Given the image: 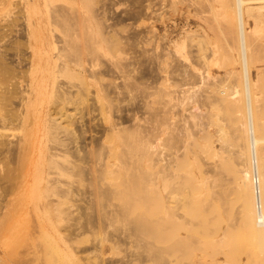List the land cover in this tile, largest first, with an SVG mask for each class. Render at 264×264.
I'll list each match as a JSON object with an SVG mask.
<instances>
[{
  "label": "bare ground",
  "instance_id": "1",
  "mask_svg": "<svg viewBox=\"0 0 264 264\" xmlns=\"http://www.w3.org/2000/svg\"><path fill=\"white\" fill-rule=\"evenodd\" d=\"M56 1L58 2L59 0H44V5L46 7L45 15L38 16L36 14V20H34L35 16H32L33 14L38 13L37 10L38 7L42 4L41 1H23L22 13L27 20V26L24 24L26 29L23 27L25 29V34L23 32V35L25 37L26 46L31 49V53L30 55H28V62H26L27 64L25 65L26 69L22 68L24 66H18L19 64L17 65V67L16 64L17 62H19V59H17V62H15V58H13L10 62L14 61L12 64H14V66L18 69L21 68V70L19 69L18 71L17 68L14 69V66H12L9 62L11 58L9 60L7 59L8 61L5 60V55L6 58H9L7 57V54L4 55V53H6L5 50L0 51V217L3 216V220L2 218L0 220H2L3 222L6 219L5 217L11 218L12 215L16 216L17 214L35 215L38 219V222H35L37 224L34 225L33 230L41 232L46 229V226H44L46 224L41 221V219L43 218L42 216H46V218H48L49 220H51L52 216L54 215L62 219H71L73 217L76 218V216L78 215L82 216L86 213L88 217L89 215L91 216L90 218H88L89 226L87 223H85L87 222V217H82L86 219V221L85 219H83L85 222L82 219L78 220L76 218V221L78 222L74 220L75 224L80 223L79 225H81L82 223H84V225L82 224L81 227L69 230V234H77L76 230H78L79 233H83V231H86L87 227L90 231V225L98 226L101 225V222L96 219L98 223L92 224L93 220L91 218L95 219L96 212L91 211V213L95 217H92L93 215L88 213V209H91V207L89 206V201H91V199L89 200V196L91 195L89 186H93V182L97 180L96 173H99L98 171H103V174L105 175L109 173L111 169H114L116 167L117 171L118 169H120L119 167H121L120 172H122L124 169L122 177L124 179V182L121 181L123 182L122 191L119 189L120 193H115L116 195L114 196H124L126 202L132 199H134L136 202L138 198L139 201L143 200V198L146 196L144 195L143 198L141 197L143 189L140 188L143 186V184H145V177L148 173H152L150 177L154 176V178H150V180L154 179L152 180L153 182L160 181H157L158 177H156L159 174L161 175H159V177L162 178V180H169V175L171 179L172 175L176 173L174 169L181 167L180 165L179 167L178 164L182 162V159L186 156V154L191 151L192 145H195L190 143H194V140L196 139L201 140L205 136L209 138V141L206 144L207 150L209 147L211 151L213 149L215 151V148L217 147H215V144L213 145V135L214 137H218L219 132L220 135L222 134V136H224V134H228L224 130L226 129V127H224L226 123H224L223 126L222 119H220L221 111H219V106L217 107L219 108V110L217 109V112L219 111L220 115L217 114V120L220 119V126L218 125V121L214 119L215 114L213 116L214 118L211 117V114H213L214 111L209 114L210 116L207 115V113L201 112V109H199L201 107L198 104L200 101L197 98L198 96L196 97V93L194 95V92H192L193 94L191 95L192 97L197 98L196 102L199 106L194 109H191L189 107L191 106V102L189 100L187 102L186 99H189L191 97V95L188 96L190 90H195L196 92L198 90H205L207 91V94L205 93V99H202L203 102L206 101L205 104L209 103L210 106H214V108L218 104H220V106H228L236 112L238 124H236L235 130L239 132V136L237 137L239 139L242 138L245 142L243 143L244 147L242 148L241 153L239 152L240 155L238 156L241 159L239 163L240 166H238L239 168H237L238 171H235L238 180L236 184L238 183L237 187L239 186L238 192L241 199V212L245 227L247 228L249 234H251V236L255 239L259 240L263 246L264 146L261 145V143L264 140V137L259 136L258 129L259 127L264 125V121H262L264 120V118H261L264 117V111H261L264 110V85L261 89H259L258 92L256 86L258 85L259 79L254 78L252 76L253 74L251 73L253 53L251 54V52L249 51L250 46L248 37L250 32L246 28L245 13L247 11H253L254 9H256L255 11L259 10L263 18L261 15L259 16H261L264 21V0H234V3L236 4V28L234 31V37L239 43V45L237 46V60L239 61V63H241L242 67L240 72L236 71V73L240 75H238V77H240L242 82H240L239 84L237 83L233 86L226 83L228 82V80L225 79L227 80L225 82L224 78L222 79V76L220 78L219 73L213 70L211 66H209L212 60H210V62L207 61L209 67H204L202 63L200 64L201 60H199V53L203 55L205 52H203V50H199V52L192 50V45L196 42L199 43L203 35L199 34L197 30L199 28H193V23L189 20L188 22H186L185 27H182V35L178 38L169 37L170 34L168 32L163 33L162 36H158L159 30L156 28L157 26H155L156 24L153 21L149 25L148 31L149 33H151L150 35L149 33H147V35L142 39L139 37L138 39L136 37L132 38L131 40L129 36L125 38L120 36L122 32H119V34L118 28L121 27H118L116 24L115 26H117V28H114L113 24H109V26L104 27L101 26V21L103 19L100 18L99 20L98 17H103L100 15H103L105 12V14H107V10L104 13L102 11L103 14H100L101 11L100 13L98 11L100 15H97L98 13L95 11L96 8H94L97 6H93L96 0H62L66 2V4H63V2L61 5H58ZM98 2L101 1L98 0ZM79 3H82V5H80ZM96 5H99V3ZM103 10L105 9L103 8ZM93 11L96 12V14ZM104 18V21L109 20L106 19L108 18V15H106ZM203 19L204 18H202L201 20ZM204 21L206 20L204 19ZM103 24H105V22ZM94 25H96L97 29ZM201 29L202 28L200 27L199 30ZM205 31L207 30H203V33H205ZM1 32L3 33V31ZM1 32L0 34H2ZM153 37H155L156 39L154 38L155 40H153ZM22 39L21 41L24 40ZM160 40H163L165 44H162ZM21 41L18 42L20 43ZM151 41L153 42L152 44H154V48L151 47L152 50L147 48V45L151 44ZM20 44L23 45L25 43L23 41ZM201 51L203 53H201ZM2 52L3 54H1ZM174 52L175 54H177L176 56L180 55L182 57V59L179 58L180 61L178 59V61L180 62L178 63V66L172 65L168 62V59L172 54H174ZM103 57L106 58L102 59ZM208 57L211 56L208 55ZM22 59L24 58H21L20 60ZM214 59L213 61H215ZM22 61H20V63ZM105 61H108V63L106 62L105 68L98 70V67L102 68V66L105 65ZM8 62L11 66L8 64ZM204 64H206V62ZM258 70V77L260 76V74L264 75V67L260 66ZM14 71H17L16 75L21 72L18 76H20L21 79L23 78V80L19 79V81H17L16 76H13L16 78V81H14V79L12 80L13 77L11 75ZM234 72V70H231L229 73L231 75ZM28 73L31 75V77L30 75H28ZM25 74L27 75V77H25ZM225 74L226 73H224V75ZM64 76L68 80L61 78ZM74 80H77L78 82L76 83ZM12 81H14L15 84ZM177 85L178 88H181L182 86L186 87L182 88L183 90L181 89L179 91L181 93H178V95L175 94V91L173 90ZM199 98L201 100V97ZM97 99L98 101L100 100L108 105V110L106 111L105 115H102L105 124L101 125L104 122L100 123L99 128L95 124V126H91V120H93L95 118L94 117L90 118V122L85 119L87 121L80 124L77 129L76 126H74L77 122V118H80L81 120L82 118L79 116L76 118V115H78V113H75L73 110H71L70 106L75 105L77 101H80V103L88 102L89 105H85V109L90 110L88 112L86 110L84 111L88 114H92V116H95L96 114L93 115V111H97V108H95L96 106L98 107V104L96 105ZM159 99H162V101H160ZM185 100L187 103H185ZM102 102H100L99 104H101ZM203 102H200V104L202 103L203 105ZM68 104L71 105L69 106ZM77 104L76 107L78 106ZM185 104H188V109H185L187 107L185 106ZM44 105H47V110L45 109ZM76 107H73L72 109L76 110ZM211 107L209 109H211ZM33 108H35L38 112H36L37 114L35 117L34 115H31L34 118L31 119L32 121L30 123H26L25 120L30 115L29 112L31 111V109L33 112ZM177 108L179 109L177 110ZM206 109V112H208V105ZM259 111H261L263 115L261 114V112L259 114ZM209 112L211 111L209 110ZM204 114H206L209 117L208 118L205 115L207 119L213 123L207 124L206 119V121L204 120V122H206V125L204 124L203 126L202 122H200L199 120L202 118L205 119V116L203 117ZM227 114L231 115V113ZM84 115L85 114L83 112L82 117ZM190 120H194L193 122L196 123V125L194 124L195 128L192 125H189ZM214 120L217 122V126H219V128L217 129L218 131L216 132L218 133L216 134L217 136H215V133H213L210 128V126H213V124L215 126L214 130L215 128H217ZM199 122L201 123L205 131H203V135L200 134L197 138L195 137V134H197L198 132L195 133L192 131L198 128L196 129V131L199 130L200 132H202L201 130H203V128L200 129L201 127L199 125ZM70 125L72 126V128L74 126V129H71ZM13 126H19V128H21V131L19 130L21 134L18 135V138L15 141H13V139L11 138H8V134L6 133V130H10V127L12 128ZM67 126L70 128H68L70 131L67 129ZM226 126H228V124ZM190 128H192V130H190ZM64 129L67 130L64 131ZM67 131H69L70 134L66 135ZM92 131H95L99 135L94 138L91 134L92 139L91 142L88 143L85 141V139L87 138V133ZM64 132L66 133L64 134L66 135V137H63L61 135ZM228 136H230V134ZM228 136L223 137L224 141L219 138V142H224L221 143V146L222 144H225V142L226 144L233 142V138H229ZM192 137H194L195 139H193ZM191 138L193 139V142H191ZM238 138L235 137V141H237ZM228 139H230V141ZM82 141H85L84 145L81 144V146H79V143H82ZM74 142L78 143L79 145L77 144V146ZM71 143H74L73 145L75 147L77 146V148H73V150V145H70ZM91 143H95V145H92ZM204 144L205 143L202 144L203 147ZM189 145H191V147H189ZM203 147H200V150L202 148V150L205 149V151H207L206 147ZM189 148L191 149L189 150ZM210 150L209 153L211 152ZM224 159L222 162L218 161L220 163L215 162L218 163V166L221 167L219 169L223 168L222 170H225L227 168H230L229 166L232 163L230 164V161L228 162L229 159H225L224 162ZM219 160H221V158ZM61 161H65V163L60 164ZM225 165H228V167L226 166L225 168ZM234 165H236L235 162L233 163V166ZM97 166L102 167L101 170L100 168L97 169ZM143 166L144 169L142 168ZM235 167L236 166H234V168ZM182 171L181 173H179L178 177H180ZM217 171L219 170L217 169ZM112 172L113 171H111L109 174H112ZM115 172H113V174H115L116 176L117 172ZM109 174H107V176ZM63 176H67L69 180H62V178H64ZM118 176L120 175H117V177ZM174 176L175 175H173L171 181L174 180ZM209 176L212 177L208 174V177ZM100 177L102 178V176ZM100 177H98V179H100L101 181H98L101 184H104L102 182L108 180H104L105 178L101 179ZM178 177L175 176V178ZM204 177L206 176L204 175ZM111 178L113 179V177ZM76 179H78L80 185H82L80 189L77 188L78 191L75 190L74 186V181ZM112 179H109L110 181L105 183H113L115 179L113 181ZM119 179L120 178H118V180ZM208 179H205V181L203 182H206ZM120 180L119 182L116 181L118 187L119 184H122L120 183ZM152 181L147 183H152ZM4 182H6L7 184H4ZM99 182L98 184H100ZM115 183H113V185ZM95 186L96 185L94 184L93 188ZM109 186L110 185H108V188ZM111 186L108 194L113 192L111 191V188L116 189L117 185H115L114 188L113 186ZM117 189L114 191H118ZM103 192L106 194L108 191L106 192V190H103ZM75 194H78L80 196V200L83 202L82 204L76 205L72 202H68V200L72 198L73 195L75 196ZM105 194L102 193V196L104 195L103 197H105ZM108 194L106 195L108 196ZM113 194L114 192L110 194V196ZM157 196L159 199L164 200V196H162V198H160L161 196L159 197L158 194ZM17 202L18 204H16ZM84 202L86 203V205ZM126 204L128 205V202ZM114 206L116 205L109 206L111 208H114L112 210L114 211V215H112L111 209L110 213L105 212V214L108 216H110L109 214H111L113 217H118L119 214H116L117 216L115 215V212L117 213L118 211H116L118 205L116 206L117 208H115ZM123 207H125V204ZM122 208L118 212L122 213L124 210H126ZM129 211L126 210V214H123L128 215ZM19 216L22 215H18V217ZM97 216L98 219H100L99 213ZM120 216L121 215H119V217ZM6 220L4 222H6ZM137 223H139L137 225V229L139 230H141V228L147 227V222L145 224V220H143L142 222L141 219H138ZM50 224H52V228L55 226L53 222ZM93 226H91V228ZM95 228L94 231L96 230ZM47 230H49V228L45 231ZM223 235L225 236V234ZM218 241H221L220 238L218 239ZM100 250H102V252L100 253L102 254L103 249ZM82 251L83 250L79 251V249L77 250L70 245H67L66 248L61 250V252H64V256L68 258L67 260L74 259L77 261V264H86L85 262L92 259L90 256L91 252L83 254ZM94 251L96 253V250ZM41 252L40 250L35 249L31 253L33 254L32 256H30L29 253L27 255L28 257L21 256L23 254H20L18 257L16 255L17 258L15 259L14 264H40L41 260L43 259V255ZM83 252L86 253V250H84ZM137 253L136 256L139 255ZM102 255L98 258V260H101V262L99 260L100 263L98 264L124 263H117L114 261L105 262L103 257L104 255ZM2 257L0 256V264H5L3 263L4 259ZM129 258L133 259L134 257ZM129 258L127 259L130 260ZM86 259L87 261L84 262V260ZM6 260L7 259H5V261ZM64 260L65 259H63V261ZM133 261L138 262V260H136L135 258L129 263L134 264ZM218 261L219 263L217 264H220L221 260L217 259V262Z\"/></svg>",
  "mask_w": 264,
  "mask_h": 264
},
{
  "label": "rangeland",
  "instance_id": "2",
  "mask_svg": "<svg viewBox=\"0 0 264 264\" xmlns=\"http://www.w3.org/2000/svg\"><path fill=\"white\" fill-rule=\"evenodd\" d=\"M23 1L24 0H0V27H1L0 30L3 31V33L6 30L4 34L0 31L2 33V34H0V51L5 50L6 53H4V55L7 54L8 55L7 57H9V58H6V55H5L6 61H8L11 58L9 60V62H10V61H12L13 58H15V62H17V59H19L18 60L19 62H17L16 66L19 64L18 66H20V67L24 66L22 68L26 69L25 65L27 64L26 62H28V55H30L31 49L28 46H26L25 37L23 35V32L25 34V29H26L25 25L27 24L26 17L23 16V13H22ZM40 1L42 4L38 7V10H37L38 13H35L32 16V17L35 16L34 20L37 19V15L38 16L45 15V12H46L44 0H40ZM96 1H95V3L96 4L99 3V5H96L94 3L93 6L94 5L97 6V7H94V8H96L95 11L97 13H98V11H99V13L101 11L100 14H103L107 10V14H105L106 12L104 13L105 15L104 14L100 15L99 13L97 14V15L103 16V17H98L99 20H100V18L103 19V20L101 19L102 24L105 22V24H103V25L101 24V26L104 27V26H109V24L110 25L113 24L114 28L115 27L117 28V26L121 27L122 31H121V28H118V33L122 32L120 36H122L123 38L129 36L131 38V40H132V38H136V37L137 38L139 37L142 39L144 36H146L147 33H149V31H148L149 25L153 21L156 24L155 26H157L156 28L159 30L158 36H162L163 33L168 32L170 34V35L168 34L169 37L178 38L179 36L182 35V33H181L182 27H185V24H186V22H188V20L191 21L193 23V28H196V27L199 29H200V27L202 28L201 30L196 28L198 30L199 34L203 35L201 37V40L199 41V43L196 42V43H193V45H192V48H193L192 50H195L197 52H199V50H203V52H205L203 55L199 53V55H200L199 60H201L200 64L202 63L204 65V67L211 66L213 70H215L219 73L220 78L222 76V79L224 78L225 82L228 80V82H226V83L230 84L231 86H233L237 83L239 84L240 82H242L240 77H238L239 74L236 73V71L240 72L242 67H241V63H239V61L237 60V57H238L237 56V53H238L237 52L238 51L237 46L239 45V43L236 40V38L234 37V31L236 28V25H235L236 24V16H235L236 4L234 3L235 2L234 0H100L101 2H98V0H96ZM63 2L64 1H62V0H59L58 2L56 1V3L58 5L59 4L61 5ZM89 2H91V1H89ZM63 4H66V2H64ZM79 4L82 5V3H79ZM90 5H89V7H90ZM39 8H40V10H39ZM94 8H93V10H94ZM103 8L105 10H103ZM41 9H42V11H41ZM255 10L256 9H254L253 11L252 10L247 11L245 13V19H246L245 22H246V28L250 32L249 37H248L249 39L247 38L248 42H249V46H250L249 51L251 52V54L253 53L252 54L253 63H251V73L253 74L252 76L254 78L259 79L258 85L256 86V88L259 92V89H261L262 86L264 85V82H263L264 75L260 74V76L258 77V75H259L258 71L260 70V69L258 70V68H260V66L264 67V59H263L264 58V23H263L264 21L262 19L263 16H262L261 12L259 10H257V11H255ZM102 11H103V13H102ZM96 12H94V13L96 14ZM106 15H108V18H106V19H109L108 21H106V20L104 21V19H105L104 17ZM196 15H197V17H196ZM259 15H261L262 18ZM202 18H204L206 21H204V19L201 20ZM24 19L26 20V23H25ZM115 24L117 26H115ZM94 26L97 29L96 25H94ZM60 28H61V26H60ZM123 28H124V30H123ZM203 30H207V31H205V33H203ZM150 34L151 33H149V35ZM22 35L24 38L22 37ZM154 38L155 37H153V40L156 39V38L155 39ZM21 39L24 41L25 44H23V45L20 44L21 42H23V41H21ZM127 39H129V38H127ZM202 40H203V42H202ZM18 41H21V42L19 43ZM209 42H212L213 44L209 43ZM17 43H19V44H17ZM152 43L153 42L151 41V44L147 45V48L150 50H152V48H154L153 47L154 44H152ZM161 43L162 44L164 43L163 40L161 41ZM16 46H18V47H16ZM214 47H216V48H214ZM3 52L1 54H3ZM203 52L201 51V53H203ZM176 55L177 54H175V52H174V54H172L170 57L171 59L170 58L168 59V62L172 65L178 66L179 65L178 63H180L179 58L182 59V57L180 55H178V56H176ZM208 55L211 57H208ZM205 56H207V57H205ZM21 58H24L22 60H26V61L20 60ZM105 58L106 57H103L102 59H105ZM212 58L213 59L215 58L214 59L215 61H213ZM178 59H179V61H178ZM210 60H212L211 61L212 63L210 62ZM20 61H22L23 63L21 62L22 63L21 64ZM207 61L210 62L209 66H208ZM261 61H262V63H261ZM9 62H8L9 65L11 63V65L14 66V64H12L14 61L10 62V63ZM106 62L108 63V61H105V65H103L104 67L101 65L102 68L98 67L97 69L101 70V69L105 68ZM205 62H206V64H204ZM102 63H104V62H102ZM0 65H1V63H0ZM17 67L14 66L13 68L15 69ZM226 67L229 69H227ZM0 69H1V67H0ZM19 69L21 70V68H19ZM19 69H18V71H19ZM229 70L235 71L233 74H231L232 76L230 75ZM257 72H258V75H257ZM19 73H21V72H19ZM19 73H18V75H19ZM224 73H226L228 75H226V74L224 75ZM16 74H17V71H14V72H12L11 76L12 77L16 76L17 81H19V79L23 80V78L21 79L20 76H18ZM28 75H30V74L28 73ZM262 75H263V77H262ZM228 76H230V77H228ZM25 77H27V75ZM30 77H31V75H30ZM16 78L13 77L12 80L14 79V81H16L15 80ZM61 78L67 79L65 76L61 77ZM225 79H227V80H225ZM14 81H12V82L15 84ZM74 81L76 83L78 82L77 80H74ZM24 83H26V82H24ZM182 88H186V87L182 86L181 88L180 87L178 88V85H177V86H175V89H173V90L175 91V94L178 95V93H181L179 91ZM198 91L196 92L195 90H193V91L190 90V92L188 93L189 94L188 96H190L191 94H193L192 92H194V95L196 93V97L198 96L197 98L199 99V101L203 102L202 99L203 98L205 99L204 94L205 93L207 94V91H205V90H202L199 92ZM196 97H192V95H191V97L189 99H186L187 102H188V100L191 102L190 103L191 106H189V107L191 109H194L200 105L201 108H199V109H201V112L207 113V115H209L210 113H212V111H214L213 114H211V117H213L215 114V118L213 117L215 120L218 119L217 114L218 115L221 114L220 116L222 118L220 117V119H222V125L224 126V123H226L224 126V127H226V129H224V130L226 131V133H228V134H224V132H223V134L225 137L230 134L231 137L230 136H228V137L233 138V142L235 143V145L233 142H230L232 145L230 143L226 144V142H225L226 145L222 144V146H221V143H224V142H222L221 140H220L221 142H219V138H221L223 140L224 136H222V134L220 135V132H219V134L216 133L218 131L217 129L220 126L219 125L220 119L217 120L219 126H217V122L214 120V123H216L215 125L217 128H215V130H214V127H215L214 124H213V126H210V125L209 126H210L212 132L215 133V136H217L216 134H218V137H214V135H213V138H212L213 145L215 144V147H217V148H215V151H214V149L211 151L209 149V147L207 150L206 144L209 141L208 137L204 136L203 137L204 139L202 138L203 140H206V141H203L202 139L201 140H199V139L194 140V143H190V144H195V145L194 146L192 145V147H191V145H189V147L192 148V149L189 148V150L191 149V151H189L191 155L187 151L188 153L182 159L184 162L182 161L178 164V166L180 165L181 167L179 166L180 168L174 169L176 173L173 172L174 173L173 175H175L177 177L179 176V173H181V171L183 170L180 177L175 178V176H174V178H173L174 180L171 181L172 177H173V175L171 174L172 175L171 179H170V175H169V177H168L169 180L164 181V180H162V178L159 177L160 174L159 175L156 174L157 176L156 175L155 176L158 177L157 181L158 180H160V181L153 182L152 180H154V179L150 180V178H154V176L150 177V175H152V173L151 174L148 173L147 176L145 174V176H146L145 180L146 181H145V184H143V186L140 189H143L141 197L143 198L144 195L146 197H144L143 200H140V201L138 198V200H136V202L134 199L127 201L128 205L126 204L127 202L125 201L126 199L124 196H121V195L120 196L117 195V197L114 196V195H116L115 193H118V194L120 193L119 189L121 191L123 189L124 179L122 177H123L124 169L122 172H120L121 167H119L120 169H118V171L116 170L117 167L114 169H111V171L117 172L116 176H115V174H113V172H112V174H109L111 171L109 173H107V174H109L108 176H107V174L104 175L103 171L102 172L98 171L99 173H96L97 172L96 171L95 173L97 175V180H96L97 183L95 181L92 184L93 186H94V184L96 186L94 188H93V186H89L90 194H91L89 196V200L91 199V201H89L90 202L89 206L91 207V209L90 208H89L90 210L88 209V213L92 214L91 211L92 212L95 211L97 215L99 213L100 219H98V216L96 214H95V216L97 218L92 214L93 215L92 217H95V219L91 218L93 220V221L92 220L91 221H92V224H94V223L96 224V223H98L97 220H99V222H101L100 223L101 225H98V226L97 225H95V226L90 225V228H89L90 231L88 230V227H87L86 231H83V233L82 232L79 233L78 230H76L77 234H74L75 236L70 235L69 230H72L73 228L81 227L82 224L84 225V223H82L81 221L83 219H85L86 217H87V222H85L86 219H85V221L84 220L83 221L88 224V220H89L88 218L91 217L90 215L88 217L85 213L82 216H79V215L76 216V218L78 220L82 219L80 221L82 224L79 225L80 223L79 224L76 223L77 226L74 222V220L75 221L77 220L75 217H73L71 219H69V218L62 219V218H59L58 216L54 215V216H52L53 219L51 218V220H52L51 221L48 218H46V216L45 217L42 216L43 218L41 219V221L46 224L44 226H46V229L49 228V230L45 231L46 230L45 229L41 232L33 230L34 225L37 224L35 222H38V219L35 215H31V214H29V215L17 214L16 216L12 215L11 218L5 217L8 220L5 219L6 222H4L5 221L4 220L3 221L4 223L2 222L3 216L0 217V219L2 218V220H0V225H1V227H0V246L2 245L0 247V253H1L0 256L2 257V255H3V257H2L4 259L3 263L11 264V262H12V264H14L15 259L20 254H23L21 256H27L29 253V255L32 256L33 254H31V253L35 249H38V250H40V252L42 251L41 253L43 255V259L41 260L40 264H64V263H66V264L67 263L68 264H72V263L77 264L76 263L77 261L74 259H69L70 260V263H69V260H67L68 258H66L63 254L64 252H61V250L66 248L67 245H70V246L76 248L77 250L79 249V251L80 250H83V251L86 250V253L82 251L83 254H87L88 252H91L90 256L93 260L92 259L89 260L87 258L89 261H87V259L84 260V262L85 261L88 262V263L85 262L86 264H89L91 262L93 264L100 263L101 260L99 259L100 260V262H99L98 258L101 257V255L105 252L106 253L103 254L104 256L102 255L104 257L105 262H109V261H114L117 263L118 262L119 263L124 262L122 264H128L131 260H133L135 258H136V260H138V262L133 261L134 264H217V263H219V261L217 262V259L221 260L220 264H223V263L224 264H240V262H241V264H243V263L244 264H264V244L262 246V244L260 243L259 240L255 239L254 237L251 236V234H249L247 228L245 227V223H244L242 212H241V199H240V195L238 192L239 186L237 187L238 183L236 184V182L238 180H237V174H235V171H238L237 168H239L238 166H240L239 163H240L241 159L238 156L240 155L242 148L244 147L243 143H245V142L242 138L239 139L237 137V136H239V132H237L235 130L236 129L235 126H236V124H238V122H237L238 118L236 116V112H235V110H232L228 106H224V105L220 106V104L216 105L215 106L216 109H215L214 106L211 107L209 103L205 104L206 101L203 102L204 106L202 105V103L200 104V102L198 103L199 105H197V102H196L197 98ZM199 97H201V100ZM159 100L162 101V99H159ZM186 100H185V103H187ZM97 101H98V99L96 100V105L98 104V107L97 106L95 107V108H97V111L96 110H95L96 112L93 111V115L96 114L95 116H92V114H88L84 111V110H86L88 112L90 110V109H88V110L85 109V105L86 106L89 105L88 102H83V103L81 102L80 103V101L79 102L77 101L76 102V104L78 103L77 107H76L75 103H74L75 105H72V106H70L71 104L70 105L68 104L70 106L71 110H73L75 113L76 112L78 113V115H76V118L78 116L82 118V120L80 118L79 119L77 118V122L74 125V126H76L77 129L80 126V124L84 123L85 121L88 120V122H90L89 121L90 118L95 117L93 120H91V126L97 125V127L99 128L100 123L104 122L102 115H105L106 111L108 110L107 109L108 105L103 103L100 100L99 101L102 103L99 104L100 102L99 101L97 102ZM44 104H45V102H44ZM51 105H52V103H51ZM100 105H102L103 107ZM207 105H208V112H206L207 111V109H206ZM44 106H45V109L47 110V108H48L47 105H44ZM54 106H56V105H54ZM99 106H100V109H99ZM185 106H187L185 109H188V104L187 105L185 104ZM218 106L220 107V110H219V108H217ZM73 107L74 108L76 107L77 109L74 110V109H72ZM79 107H80V109H79ZM88 107H86V108H88ZM210 107H211V109H209ZM222 107H223V109H222ZM178 109L179 108H177V110ZM191 109H189V110H191ZM213 109H215L216 111ZM217 109L219 111H221L220 114H219V111L217 112ZM35 110L36 109L33 108V112H32V109H31V111L29 112L30 117L28 116L25 120L26 123H30L32 121L31 119H33L36 116V114H37L36 112H38V111L37 110L35 111ZM100 110L102 113L100 112ZM209 110L211 112H209ZM222 110L223 111L225 110L224 113ZM198 111H200V110H198ZM261 111H264V110H261ZM261 111H259V114ZM83 112L85 114L83 117L86 116L87 118L82 117ZM103 112H104V114H103ZM187 112H188V110H187ZM227 113H231L233 119L231 118V115L229 114L230 115L229 116ZM261 114L263 115L262 112H261ZM31 115H34V117ZM205 115L206 114H204L203 117ZM262 115H260V116H262ZM206 116L204 117L205 119L202 118L200 120L199 119H195V120H199L200 122H202L203 126L206 122H207V124L213 123V122H210L207 119L208 116L207 117ZM223 117H224V119H223ZM261 118H264V117H261ZM85 119H87V120H85ZM206 119H207V121H206ZM204 120L206 122H204ZM80 121H83V122H80ZM191 121L192 120H190L189 125H192L194 127V124L196 125V123L193 122L194 120L192 122ZM262 121H264V120H262ZM196 122H198V121H196ZM200 122H199V125L201 128L200 127L199 128L202 129L203 126L201 125ZM104 124H105V122L101 125H104ZM227 124L231 130L229 129L228 126H226ZM74 126L72 128V126L70 125V128L74 129ZM17 127L13 126L12 127L13 129L10 127V130L5 129L6 133L8 134V138L13 139V141H15L18 138V135L21 134V132H20L21 128H19V126H17ZM68 128L69 127L67 126V129ZM192 128H190V130H192ZM67 129H64V131H66ZM196 129H198V128H196ZM196 129H194V131H192V132H195V133L198 132L197 134H195L196 135L195 137L198 138L199 137L198 135H200V134L203 135V131H205V129L203 128V130H201L202 132H200L199 130L196 131ZM69 131H67V134L64 132L61 135L63 137H66V135L70 134ZM64 134H66V135H64ZM91 134L93 135L94 138L99 135L95 131L88 132L87 136H86L87 138L85 139V141L88 143L91 142V139H92ZM258 134L260 137H264V125L259 127ZM219 135H220V137H219ZM235 137L238 138L237 141H235ZM192 138L195 139L194 137H192ZM205 138H207V139H205ZM80 139H83V138H80ZM80 139H79V141H80ZM193 139L191 140V142H193ZM197 140L202 144L205 143L204 147H206L207 151H205V149L202 150V148L200 150V147H203V145L200 144ZM228 140L230 141V139H228ZM85 141L84 142L82 141V143L80 142L79 143L80 145L78 143H75V142L74 143L76 145L78 144L79 146H81V144L84 145ZM197 142H198L200 147L198 146ZM74 143H71L70 145H73ZM93 144L95 145V143H93ZM223 145L226 148H224ZM261 145L264 146V140L262 141ZM77 146L75 147L73 145L72 149L77 148ZM227 147H229V148H227ZM216 149H217V151L218 150L219 151L217 152ZM209 150L211 151L210 153H209ZM190 156H192L193 158ZM194 156H195V158H194ZM223 156L225 157V159H229L228 162L230 161L229 163L230 164L232 163L231 164L232 166H233L234 162L236 163V165H234L236 167L234 168V166H233L234 170L232 169L231 165L229 166L230 167L229 169L228 168L225 169L226 171L222 170L223 168L219 169L221 167L218 166L219 165L218 163L223 161V159H224ZM235 156H237V157H235ZM232 157L234 160L232 159ZM220 158H221V160H219ZM98 159H99V157H98ZM225 159H224V162H225ZM235 160H237L238 163ZM218 161H220V162H218ZM231 161H234V162H231ZM215 162H218V163H215ZM64 163H65V161L60 162V164H64ZM182 165H184V166H182ZM178 166H176V167H178ZM226 166L228 167V165H225L224 167L226 168ZM99 168L101 170L102 167L97 166V169H99ZM142 168L144 169V166ZM217 169L219 171H217ZM107 170H110V169H107ZM100 172H101V174H100ZM118 173H120V174H118ZM212 173H215V174H212ZM208 174L211 175L212 177L209 176L210 177L209 178ZM117 175H120V176L117 177ZM204 175L206 177H204ZM235 175H236V177H235ZM100 176H102L103 179L105 178L104 180H106V179H108V180L102 182L104 184H101L98 181V180H100V179H98V177H100ZM109 176L113 177V179ZM63 177L64 178H62V180H64V181L69 180L67 176H63ZM107 177H109V178H107ZM114 177H116L117 179ZM213 177L217 178V179H214ZM220 177H222V178H220ZM118 178L121 179V180L120 179L119 180H120V183H122V184H119V187L117 184V182H119ZM109 179L110 180L112 179V181L115 179V181L113 183H115L117 180L118 181L114 185L112 182H110L109 184L105 183V182L110 181ZM147 179H149V180H147ZM202 179H203V181H205V179H208V180L206 182H203ZM121 181H123V182H121ZM150 181H152V183H147ZM74 182H75L74 183L75 190L78 191L77 188L80 189L82 187V185H80V182L78 181V179H76ZM98 182L100 184H98ZM166 182H167V184H166ZM4 184H7V183L4 182ZM111 184H112L113 188L115 187V185H117L116 189L118 187L117 190L119 192L118 191L115 192L114 190H116V189L111 188V191H113L114 194L110 196V194L113 193V192H111L110 194H108ZM108 185H110L109 188H108ZM120 186H122V187H120ZM103 190H106V192L108 191L106 193V194H108V196L104 193L105 191L103 192ZM102 193L105 194V197H103L104 195L102 196ZM160 193H162V194H160ZM157 194L159 195V197L161 196L160 198H162V196H164L163 197L164 200L159 199ZM99 195H101V196H99ZM141 197H140V199H141ZM68 202L69 203L72 202L76 205L83 203L80 200V196L78 194H75V196L73 195L72 198H70L68 200ZM16 204H18V202ZM112 204L116 205V206L118 205L117 206L118 208L116 206H114L115 208H117L116 211L117 210L120 211L121 208L125 204L126 208L125 207H123V208L128 210V211L130 210L129 213H131V214H129L127 212L128 215H125L126 210H124V211L122 210L123 211L122 213L117 211V213L115 212V215L119 214L121 216L120 217H119V215H118V217L114 216L115 217L114 218L112 216V215H114V211H112L114 208L109 207L110 205L113 206ZM85 205H86V203H85ZM110 209H111L112 215L109 214L110 216H108L105 214V212L110 213ZM137 210H139V211H137ZM123 213H125V214H123ZM18 215H22V216L18 217ZM104 215H106L107 217ZM111 216H112V218H111ZM82 217H85V218H82ZM138 219H141L142 222H143V220H145V224L147 222V224H146L147 227L141 228V230L137 229V225L139 224V223H137ZM1 222H2V224H1ZM49 222L50 223L53 222V224H55V226L52 228L51 227L52 224H50ZM76 222H78V221H76ZM87 224H85V225H87ZM88 226H89V224H88ZM91 226H93L92 227L93 229L91 228ZM3 227H4V229H3ZM95 227H97V228H95ZM94 228L96 229L95 231H94ZM60 231H62V232H60ZM32 232L33 233L35 232V233L33 234ZM223 234H225V236ZM49 235H51V236H49ZM219 238L221 241H218ZM60 246H61V248H60ZM57 248H58V250H57ZM95 248H97V249H95ZM100 249H103L102 254H100L102 252V250H100ZM94 250H96V253ZM98 250H100V251H98ZM135 252L139 255L141 254L140 255L141 257L139 255L136 256ZM58 253H61V254H58ZM130 254L131 255L133 254V255L131 256ZM134 254H135V256H134ZM16 255H17V257H16ZM96 256H98V257H96ZM129 257H134V258L132 259ZM96 258H97V260H96ZM127 258H129L130 260H128ZM5 259H7V260L5 261ZM63 259H65V260L63 261ZM105 259L108 261H106ZM129 264H131V263H129Z\"/></svg>",
  "mask_w": 264,
  "mask_h": 264
}]
</instances>
